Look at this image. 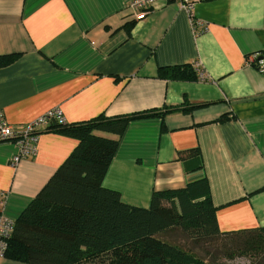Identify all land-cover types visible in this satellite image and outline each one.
<instances>
[{
  "label": "crops",
  "instance_id": "0c3cea01",
  "mask_svg": "<svg viewBox=\"0 0 264 264\" xmlns=\"http://www.w3.org/2000/svg\"><path fill=\"white\" fill-rule=\"evenodd\" d=\"M130 1L0 0V56L17 55L0 66L2 118L20 126L51 109L65 123L155 112L121 135L94 131L118 139L102 185L148 207L153 191L205 177L220 231L264 227V0H191L190 11L158 0L139 17ZM195 63L205 79L159 74ZM77 142L42 131L34 155L14 165L16 145L1 141L0 212L15 220ZM191 149L201 155L195 171L192 154L179 156Z\"/></svg>",
  "mask_w": 264,
  "mask_h": 264
},
{
  "label": "trees",
  "instance_id": "16d2710c",
  "mask_svg": "<svg viewBox=\"0 0 264 264\" xmlns=\"http://www.w3.org/2000/svg\"><path fill=\"white\" fill-rule=\"evenodd\" d=\"M16 56H0V66ZM159 74L198 79L192 64L160 67ZM150 114L156 113L99 115L77 123L54 121L40 130L38 134L58 131L78 142L14 220L3 257L30 264H225L217 257H201L191 246L171 242V233L179 232L194 245L223 238L233 250L228 257L234 252L250 253L264 264V227L220 231L205 177L182 188L153 191L148 207L129 205L119 191L102 185L118 139L94 131L121 135L130 120ZM184 154L195 157L189 171L201 168L197 149L181 152V159Z\"/></svg>",
  "mask_w": 264,
  "mask_h": 264
},
{
  "label": "built area",
  "instance_id": "2783aa9c",
  "mask_svg": "<svg viewBox=\"0 0 264 264\" xmlns=\"http://www.w3.org/2000/svg\"><path fill=\"white\" fill-rule=\"evenodd\" d=\"M158 0H131L128 4V8L131 10L135 17H139L144 14L150 7L154 5ZM164 1H177L179 5L190 11L192 9L191 0H164ZM194 30L200 26V23L192 19ZM252 60V58H249ZM263 62L262 60H260ZM264 66V63H263ZM197 73L198 79H205V73L200 69L198 63L193 66ZM65 123L61 112L58 109H51L38 118L30 121L26 124L15 126L6 122L0 113V142L9 141L14 143L17 147V153L12 159V164H17L20 160L28 158L34 155L36 151V142L38 138V132L45 129L52 122ZM14 226V220L5 217L0 212V258L3 257V253L6 249V239L11 234Z\"/></svg>",
  "mask_w": 264,
  "mask_h": 264
},
{
  "label": "rangeland",
  "instance_id": "374dc122",
  "mask_svg": "<svg viewBox=\"0 0 264 264\" xmlns=\"http://www.w3.org/2000/svg\"><path fill=\"white\" fill-rule=\"evenodd\" d=\"M172 237L169 240L174 243L181 244L183 246H191L195 252L201 257L212 258L217 257L219 262L225 264H260L259 259L250 255V253L234 252V254L228 257L229 253L233 250L227 243V240L214 239L205 243H198L194 245L191 240L183 236L182 233L173 232Z\"/></svg>",
  "mask_w": 264,
  "mask_h": 264
}]
</instances>
